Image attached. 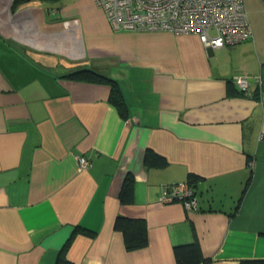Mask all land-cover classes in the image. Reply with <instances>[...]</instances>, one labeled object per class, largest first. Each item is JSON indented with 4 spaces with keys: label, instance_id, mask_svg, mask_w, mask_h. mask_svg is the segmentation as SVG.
Here are the masks:
<instances>
[{
    "label": "crops",
    "instance_id": "crops-1",
    "mask_svg": "<svg viewBox=\"0 0 264 264\" xmlns=\"http://www.w3.org/2000/svg\"><path fill=\"white\" fill-rule=\"evenodd\" d=\"M12 1L0 0V264H176L192 243L204 264L264 259V4L244 0L252 37L212 49L193 32L116 30L93 0ZM80 68L118 82L125 117L108 84L66 75ZM189 178L196 210L159 202ZM119 215L145 221V246L126 248Z\"/></svg>",
    "mask_w": 264,
    "mask_h": 264
},
{
    "label": "built area",
    "instance_id": "built-area-1",
    "mask_svg": "<svg viewBox=\"0 0 264 264\" xmlns=\"http://www.w3.org/2000/svg\"><path fill=\"white\" fill-rule=\"evenodd\" d=\"M100 6L116 30L196 33L201 43L215 49L238 44L252 37L244 0H93ZM264 4V0H260ZM237 84L246 89L243 76ZM90 161L77 157V168ZM159 202H179L188 210L197 209V197L190 180L162 187Z\"/></svg>",
    "mask_w": 264,
    "mask_h": 264
},
{
    "label": "trees",
    "instance_id": "trees-1",
    "mask_svg": "<svg viewBox=\"0 0 264 264\" xmlns=\"http://www.w3.org/2000/svg\"><path fill=\"white\" fill-rule=\"evenodd\" d=\"M41 1L56 2L59 0ZM12 2L16 3L15 0ZM66 75L72 78L93 80L108 84L111 88L109 101L116 107L121 117L126 116L127 107L122 97L121 88L116 80L100 74L90 68L75 69L69 71ZM188 180H190L191 183L193 182L192 178H189ZM132 182V178L127 177L124 183V189L131 190ZM114 228L122 232L127 249L140 248L147 244V228L145 221L142 219L128 218L119 215L115 219ZM82 230L85 231L84 229ZM85 232L90 233L88 230ZM174 256L176 264H204L210 260L202 255L200 248L196 243L175 246ZM238 264H264V259H241Z\"/></svg>",
    "mask_w": 264,
    "mask_h": 264
}]
</instances>
